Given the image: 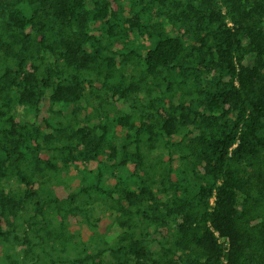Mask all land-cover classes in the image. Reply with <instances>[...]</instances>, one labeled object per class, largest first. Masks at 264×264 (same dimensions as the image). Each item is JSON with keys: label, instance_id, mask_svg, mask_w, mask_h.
Wrapping results in <instances>:
<instances>
[{"label": "trees", "instance_id": "16d2710c", "mask_svg": "<svg viewBox=\"0 0 264 264\" xmlns=\"http://www.w3.org/2000/svg\"><path fill=\"white\" fill-rule=\"evenodd\" d=\"M0 264H264V0H0Z\"/></svg>", "mask_w": 264, "mask_h": 264}, {"label": "rangeland", "instance_id": "374dc122", "mask_svg": "<svg viewBox=\"0 0 264 264\" xmlns=\"http://www.w3.org/2000/svg\"><path fill=\"white\" fill-rule=\"evenodd\" d=\"M68 180H69V183L72 184V182L75 180V176L70 175L68 177ZM105 182H106V184H108V176L105 178ZM84 230H87L86 226L84 227Z\"/></svg>", "mask_w": 264, "mask_h": 264}, {"label": "built area", "instance_id": "2783aa9c", "mask_svg": "<svg viewBox=\"0 0 264 264\" xmlns=\"http://www.w3.org/2000/svg\"><path fill=\"white\" fill-rule=\"evenodd\" d=\"M225 240H221L222 243H224ZM227 245V244H226Z\"/></svg>", "mask_w": 264, "mask_h": 264}]
</instances>
